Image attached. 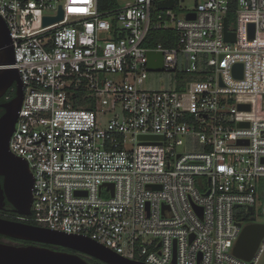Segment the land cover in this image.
<instances>
[{"label":"built area","instance_id":"2783aa9c","mask_svg":"<svg viewBox=\"0 0 264 264\" xmlns=\"http://www.w3.org/2000/svg\"><path fill=\"white\" fill-rule=\"evenodd\" d=\"M101 2L0 0L23 89L9 150L33 178L16 219L144 264H256L264 237L250 261L232 249L235 210L262 203L264 223V0ZM154 29L175 47H145ZM149 52L162 72L147 70ZM149 73L173 88L142 89Z\"/></svg>","mask_w":264,"mask_h":264},{"label":"water","instance_id":"95a60500","mask_svg":"<svg viewBox=\"0 0 264 264\" xmlns=\"http://www.w3.org/2000/svg\"><path fill=\"white\" fill-rule=\"evenodd\" d=\"M173 3L160 7L170 9ZM193 19L194 16H188ZM62 19V13L56 18H45L44 25ZM227 20L224 21V41L235 42V33L227 30ZM249 38H253L254 25L248 26ZM9 31L0 18V100L6 92L13 88L14 96L11 100L0 104L3 110L0 116V210L4 200L12 207V212L18 216H28L32 202L33 178L28 165L22 159L15 157L9 150V140L14 131L23 100V89L19 74L14 65V54ZM163 57L161 53L149 52L147 54V70L149 72H162ZM233 76L240 79L242 65L236 64L232 70ZM239 110H249L247 105H239ZM238 127H246L247 123H238ZM142 138V137H141ZM144 138V137H143ZM149 138V137H145ZM238 145L247 144L238 141ZM264 162V159H263ZM112 187V186H111ZM209 191L205 193L207 196ZM252 214L253 209L248 208ZM240 234L232 249V254L239 259L250 261L264 237V223H249L241 225ZM0 235L15 241L31 242L40 245L62 248L79 254L86 255L105 264H144L129 261L112 253L104 246L86 237L68 236L52 232L40 227L22 222L0 219ZM0 264H88L78 254L57 251L42 246L27 245L17 246L0 242Z\"/></svg>","mask_w":264,"mask_h":264},{"label":"trees","instance_id":"16d2710c","mask_svg":"<svg viewBox=\"0 0 264 264\" xmlns=\"http://www.w3.org/2000/svg\"><path fill=\"white\" fill-rule=\"evenodd\" d=\"M116 5H117V0H105V1L102 0V2L100 4V10L104 11L107 8L114 7ZM235 9H236L235 6H232L231 10L227 16V20H228L227 22H228V28L229 29H231L230 27L233 24V18L235 16ZM157 45H162L165 48L175 47V34L172 31H166V30H160V29L151 30L149 35H148L147 40L144 43V46L151 48V47H155ZM13 96H14V89L11 88L6 92L5 96L0 100V104L11 100L13 98ZM88 104H89L88 108H90V109L94 108L93 103L89 102ZM2 113H3V110L0 109V116L2 115ZM262 186H261V188H262ZM235 213H236V222L237 223L247 225V224L253 222L252 217L244 209H241V210L237 209V210H235ZM10 214H11V216H10L11 220L18 221L16 219V217L18 215L14 214L12 211L10 212ZM22 223L30 225V223H27V222H22ZM46 247L49 249H53L52 247H48V246H46ZM54 250L63 251V252H71L69 250L62 249V248H55Z\"/></svg>","mask_w":264,"mask_h":264},{"label":"rangeland","instance_id":"374dc122","mask_svg":"<svg viewBox=\"0 0 264 264\" xmlns=\"http://www.w3.org/2000/svg\"><path fill=\"white\" fill-rule=\"evenodd\" d=\"M120 5H124L127 2H130L131 0H117ZM198 2H201L203 0H197ZM196 0H184V3L182 4V7H185L187 9H193L195 7ZM232 22V21H231ZM142 89L145 90H162V89H168L173 88V79L171 76L161 73H149L147 78L144 80L142 86ZM193 147V145H190ZM186 149L184 146L177 149L178 153H185ZM262 205V203H260ZM260 205L258 204L256 206V211L253 215H250L252 217L253 222L261 223L263 222V218L261 216V213L259 211ZM241 210V209H240ZM256 264H264V253L259 258V261Z\"/></svg>","mask_w":264,"mask_h":264},{"label":"flooded vegetation","instance_id":"af4514ba","mask_svg":"<svg viewBox=\"0 0 264 264\" xmlns=\"http://www.w3.org/2000/svg\"><path fill=\"white\" fill-rule=\"evenodd\" d=\"M0 182H2V178H0ZM3 203H4L3 208H2V210H0V219H5V220H8V221H15V220H11L10 219V216H11L10 212L12 211L11 205L7 202V200H4ZM15 222H20V221H15ZM0 242L1 243H7V244H13V245H17V246L36 245V246L46 247V245H40V244L31 243V242H23V241L11 240V239H8V238L3 237L1 235H0ZM48 247H51V246H48ZM52 248L55 249L54 247H52ZM68 253L78 254L88 264H105V263L100 262V261H98L96 259L90 258V257H88L86 255L79 254V253H76V252H73V251L68 252Z\"/></svg>","mask_w":264,"mask_h":264},{"label":"snow or ice","instance_id":"6c2138e0","mask_svg":"<svg viewBox=\"0 0 264 264\" xmlns=\"http://www.w3.org/2000/svg\"><path fill=\"white\" fill-rule=\"evenodd\" d=\"M82 11V10H81Z\"/></svg>","mask_w":264,"mask_h":264}]
</instances>
